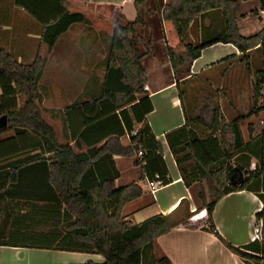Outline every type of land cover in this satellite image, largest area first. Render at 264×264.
Here are the masks:
<instances>
[{
  "label": "trees",
  "instance_id": "1",
  "mask_svg": "<svg viewBox=\"0 0 264 264\" xmlns=\"http://www.w3.org/2000/svg\"><path fill=\"white\" fill-rule=\"evenodd\" d=\"M14 2L41 26L40 40L48 47L72 24L85 21L82 13L69 9L66 0ZM258 2L264 12V0ZM147 4L148 0H134L137 16L132 22L122 23L124 18L118 15L105 59L101 94L74 102L62 112L71 140L76 147L84 145V152H75L71 145L59 143L54 129L43 120L35 104L42 60L37 57L31 64L23 65L0 50V116H7L6 128L0 129V201L28 207L20 216L8 214L9 225L5 221L0 225V245L98 254L104 258L103 264H150L146 259L148 253L153 257L152 264H172L167 257L154 254L155 239L187 223L191 213L175 217L183 203L181 199L167 215L158 214L135 225L126 221L123 207L143 191L134 183L115 186L119 172L112 159L113 155L131 157L142 151V158L134 161L136 165L142 163V176L154 180L157 175L162 185L171 182L162 144L146 121L153 109L150 98L147 94L136 98L145 93L146 75L141 65L144 53L137 25L143 24L149 14ZM212 9L222 11V31L191 44L190 24ZM237 12L238 3L234 0H167L162 20L174 73L188 74L191 61L201 49L217 42L232 43L243 54L259 46L263 66L254 84L259 96L264 87V26L253 36H242L236 24ZM252 14H258V10ZM170 31L174 36L169 35ZM177 46H182L181 53H173ZM177 87L182 96L178 83ZM19 94L25 97L20 108ZM203 114H211L208 125ZM203 114L192 121L207 129L220 118L211 106H205ZM243 118L246 117H237L229 124L233 134L231 152L223 149L220 139L213 135L200 137L187 119L184 125L168 131L165 139L184 185L200 186L198 197L205 218L199 227L213 233L234 254L264 264V207L256 215V240L240 247L226 242L211 218L217 201L231 192L254 191L264 202L263 194L258 193L264 189V129L253 135L249 126L245 140L239 126ZM136 124L140 126L136 135L131 136ZM126 133L131 144L124 147L119 139ZM253 161L255 167L249 171ZM235 168L244 174V180L232 184L230 176Z\"/></svg>",
  "mask_w": 264,
  "mask_h": 264
},
{
  "label": "crops",
  "instance_id": "2",
  "mask_svg": "<svg viewBox=\"0 0 264 264\" xmlns=\"http://www.w3.org/2000/svg\"><path fill=\"white\" fill-rule=\"evenodd\" d=\"M66 1L71 11L84 15L85 21L72 24L52 47H48L40 40L41 26L34 27L24 35L20 26L22 19H26L24 11L15 5L14 0H0V50L7 52L23 65L31 64L37 57L42 60V70L36 86L38 83L41 84L39 92L42 93L41 106L49 117L46 120L43 116V120L53 129L55 127L51 122L55 119L60 120V130L57 131L56 128L54 130L59 143L71 145L75 152H84L87 150L84 145L76 147L71 140L63 122L62 112L74 102H83L101 94L104 71L99 74L98 67L103 69L105 65L117 17L121 15L124 18L122 23L132 22L136 19L137 10L134 0ZM166 1L148 0L149 14L143 24L137 25V32L141 37L140 47L144 53L141 65L146 80L145 93L136 95V98L140 99L146 94L150 98L153 109L146 115V121L155 138L162 144L163 159L171 182L150 192L146 187L147 179L141 173L142 163L139 165L134 163L136 158L141 159L142 156L137 153L131 157L113 155L114 165L119 172L115 186L134 183L143 191L139 198L123 207L122 216L134 225L139 224L158 214L167 215L183 199L181 207L174 215L177 218L183 217L185 213H191L190 219L187 223L159 235L155 239L154 254L167 257L172 264H256L234 254L213 233L199 227L205 215L201 209L202 203L200 205L197 201L200 188L196 190L195 184L190 187L184 185L166 143L165 134L184 125L186 119L197 132L193 119L187 113L184 92L182 96L179 95L177 83L181 88L182 83H188L201 75L208 78L209 73H217L216 69L224 65L225 68H231L238 64L248 71L253 67L251 56L259 53L261 67L255 69V84L257 72L263 66L261 50L256 46L243 54L232 43L217 42L201 49L199 56L191 61L188 74L174 73L167 47V33L162 20V8ZM234 1L238 3L236 24L239 33L244 37H250L260 32L264 26V17L260 12L258 0ZM254 10H258V14H252ZM222 28V11L212 9L190 24L191 39L188 41L197 44L220 33ZM169 35L174 36V32L170 31ZM21 41L26 45L21 44ZM182 50V46H177L173 48V53H181ZM41 51L43 55L40 56ZM35 95V101L38 103L39 95ZM24 101V95H17L18 108L22 107ZM192 108L191 106V112ZM222 117L220 115V119ZM237 117L241 116L235 118ZM251 118L245 122L252 123ZM242 121L243 119L239 121V126L244 138L240 124ZM139 126L136 124L135 130ZM249 126L245 140L249 136ZM257 133L256 130L253 131V135ZM212 135L217 137L216 134ZM119 140L124 147L131 144L129 133L121 136ZM102 144L103 142L98 144V147ZM258 193L264 195V189ZM263 207L264 202L254 191L244 189L231 192L217 201L211 215L212 222L217 233L226 242L234 247L244 246L257 238L256 215ZM27 211L28 207L20 203L0 201V225H3L4 221L6 226L9 225L7 217L10 212L11 216H20ZM198 219L201 220L197 221ZM88 261L103 264L104 258L98 254L85 252L0 245V264H84Z\"/></svg>",
  "mask_w": 264,
  "mask_h": 264
},
{
  "label": "rangeland",
  "instance_id": "3",
  "mask_svg": "<svg viewBox=\"0 0 264 264\" xmlns=\"http://www.w3.org/2000/svg\"><path fill=\"white\" fill-rule=\"evenodd\" d=\"M23 14L26 19H22V25L20 26H22L21 31H24L25 35L27 31H30L34 27H39L40 25L27 13L23 12ZM4 35L8 38L6 34ZM189 39H191V37L188 36V40ZM20 43L26 45V43L22 41ZM35 47L37 49V43ZM258 54H254L251 56L253 67L248 71L245 67L243 68L238 64L234 65L231 68H225L224 65V67H219L218 69H216L217 73H209L210 75H208V78L205 77L206 75H201L188 83L185 82L180 85L181 89L184 92V101L189 117L195 119L198 117V115L203 114V109L205 108V106H211V108L213 109L215 108V111L223 116L222 119L217 118L215 125L208 129L203 128L199 124H194V127L196 128L197 134L200 137H207L212 134H216L217 138H219L221 141L222 148L227 150L228 152H231L233 150V134L229 127V124L230 121L233 120L236 116L246 117L245 119L243 118V121L240 123L244 138L247 137V126L249 125L252 129L256 130V132L264 129V122H261V120H264V99L260 94L259 96H257L254 92L255 69L261 67V59L260 57H258ZM41 55H43V51L40 52V56ZM98 71L99 74H101V72L104 71V66L103 69L98 67ZM222 73H224V75ZM221 74L223 76H221ZM218 75H220L221 77H219ZM40 86L41 84L38 83V85L36 86L37 88H35V94L39 95V104L36 101L35 104L38 106L42 118L44 116L47 120L49 119V117L45 112H43L41 106L42 93H39ZM191 106L193 107L192 112ZM258 112L260 113L257 114ZM249 114L251 115L249 116ZM203 116L205 117L207 121L206 124L208 125V120H210L211 114H203ZM247 116H249L248 118L252 117V123L245 122V120L248 119ZM51 123L57 131L60 130V120L55 119ZM60 141L62 140L60 139ZM262 179L264 180V177ZM202 185L206 189V185L204 184V182L202 183ZM195 188L197 190L198 188H200V186L198 184H195ZM197 201L201 205V201L198 196ZM200 220L201 219H198L197 221ZM146 259L147 263L152 264L153 257L151 254L147 253Z\"/></svg>",
  "mask_w": 264,
  "mask_h": 264
},
{
  "label": "built area",
  "instance_id": "4",
  "mask_svg": "<svg viewBox=\"0 0 264 264\" xmlns=\"http://www.w3.org/2000/svg\"><path fill=\"white\" fill-rule=\"evenodd\" d=\"M262 16L264 17V12L262 10H260ZM260 95L261 97L264 99V87L262 88V90L260 91ZM264 105V104H263ZM261 122H264V120H261ZM137 133L136 130H133L130 135L131 136H135ZM137 154L139 156H142V151H137ZM255 167V163L252 162L250 164V167H249V171L253 170ZM161 181L159 180L158 176L156 175L155 179L154 180H147L146 181V187L150 190V192H153L154 190H156L159 186H161Z\"/></svg>",
  "mask_w": 264,
  "mask_h": 264
},
{
  "label": "water",
  "instance_id": "5",
  "mask_svg": "<svg viewBox=\"0 0 264 264\" xmlns=\"http://www.w3.org/2000/svg\"><path fill=\"white\" fill-rule=\"evenodd\" d=\"M7 126V116L6 115H1L0 116V129L6 128ZM139 141V139H138ZM134 149L137 151L138 150V142L135 143ZM244 180V174L238 170L237 168L234 169V172L230 176V182L232 184H237L241 183Z\"/></svg>",
  "mask_w": 264,
  "mask_h": 264
}]
</instances>
